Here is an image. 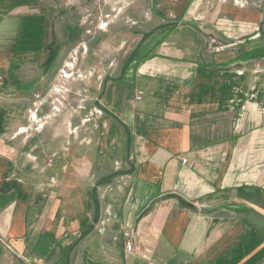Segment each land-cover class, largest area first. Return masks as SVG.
<instances>
[{"label": "crops", "instance_id": "0c3cea01", "mask_svg": "<svg viewBox=\"0 0 264 264\" xmlns=\"http://www.w3.org/2000/svg\"><path fill=\"white\" fill-rule=\"evenodd\" d=\"M54 1L0 0V264H264V0L128 2L88 36L99 110L27 137L38 41L89 32Z\"/></svg>", "mask_w": 264, "mask_h": 264}, {"label": "rangeland", "instance_id": "374dc122", "mask_svg": "<svg viewBox=\"0 0 264 264\" xmlns=\"http://www.w3.org/2000/svg\"><path fill=\"white\" fill-rule=\"evenodd\" d=\"M47 0H19L20 4L28 3H34L37 5V10L40 8V12L44 14L43 9V3ZM126 1V3H125ZM135 1V0H111V1H101L99 4L95 5V1H89V0H55L53 2V5H56L57 7H53V11L56 12L62 11V12H69L67 15L68 17L72 16L73 14H80L79 11L74 10L76 7H81L82 5H85V9H88L83 12V17H85L84 30L89 31L85 33L84 39H73L70 41V44L68 46L64 47L60 50V53L58 56H53L52 59L50 56V52L56 50V47L59 43H62L63 40L54 39L52 40L51 34L61 32L62 30V22L59 21L58 16H56V19L51 20V28L48 35H45V37L38 41L39 42V50L38 53V59H34L38 62H33L34 64H27L24 67V73L25 77L27 76H34L37 77L38 73H36L37 68H41L43 65L51 66V64L57 63V70L55 74V78L52 79V74H41V82H49V84H53V88H48L46 90H43V92H39V95L32 96L30 99H26L27 101V107L24 110L22 108V111L19 113L18 110H13L12 113L14 114H20L24 117V121L27 123H23L26 129H23V133H27L28 136L36 135L38 131H43L46 128L50 126H54V128L59 129L61 133H64L68 127V121L67 114H72L76 117H82V112L88 113L91 109H98L99 107L97 105L96 101H93L91 99V91L89 96L87 95L88 92V86L86 84V81L88 77L90 78L91 74H89L91 71H86V66L88 64L94 63L97 59L95 56V49L96 44L95 41H93V38H88L89 35L93 34V32L96 30H101L99 28H109L112 25H119V24H125L127 25H136V20L128 19V24H126L121 19L123 18V15L121 10L128 8V2ZM249 1V0H246ZM92 2V3H91ZM40 4V5H38ZM132 5V4H131ZM130 5V6H131ZM94 8L95 11H98V9L104 13L103 20H99L97 23L96 21L98 15L96 16L94 13H92V9ZM65 16V17H67ZM129 16V15H128ZM81 17V14H80ZM127 17V16H126ZM130 17V16H129ZM43 18V17H41ZM44 19V18H43ZM44 23V20H43ZM100 26V27H99ZM44 27L46 28V25L44 24ZM137 27V26H136ZM135 27V28H136ZM58 34V33H57ZM59 37V36H58ZM72 42V43H71ZM28 43V47L26 49H30L32 47V44L34 43ZM64 43V42H63ZM87 46V52H85V47ZM35 51V49H34ZM30 60V59H29ZM49 60V62H47ZM93 76L96 75V71L92 70ZM43 77V78H42ZM53 81V82H52ZM92 82V81H91ZM92 88V87H91ZM90 88V89H91ZM52 95H50V93ZM93 94V93H92ZM51 96V97H50ZM90 99H89V98ZM30 102V103H29ZM90 105V107L88 106ZM85 108V109H84ZM57 117L60 119L56 120ZM88 120V119H87ZM55 124L57 127H55ZM78 137L81 139L83 138L82 134L81 136L78 135ZM50 162V160H49ZM60 192V191H59Z\"/></svg>", "mask_w": 264, "mask_h": 264}, {"label": "built area", "instance_id": "2783aa9c", "mask_svg": "<svg viewBox=\"0 0 264 264\" xmlns=\"http://www.w3.org/2000/svg\"><path fill=\"white\" fill-rule=\"evenodd\" d=\"M135 99L137 101H142L143 100V93L142 92H137L136 95H135ZM50 162H52L50 160ZM184 163H186V160H184ZM124 236H125V244H124V247L125 249L128 251V252H132L134 250V244H133V241H132V234H130V232L128 231H124Z\"/></svg>", "mask_w": 264, "mask_h": 264}]
</instances>
